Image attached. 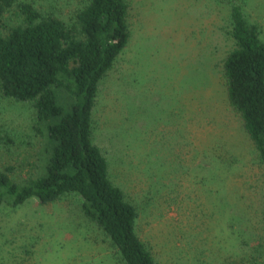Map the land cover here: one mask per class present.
<instances>
[{
  "label": "rangeland",
  "instance_id": "obj_1",
  "mask_svg": "<svg viewBox=\"0 0 264 264\" xmlns=\"http://www.w3.org/2000/svg\"><path fill=\"white\" fill-rule=\"evenodd\" d=\"M128 1L130 39L99 84L94 143L137 208L136 233L158 264H222L241 251L230 232L260 237L264 194L221 80L233 48L227 10L218 0ZM241 1L264 39V0ZM33 121L29 105L0 99V124L20 145L14 154L32 150ZM112 255L75 199L0 208V264H115Z\"/></svg>",
  "mask_w": 264,
  "mask_h": 264
},
{
  "label": "trees",
  "instance_id": "obj_2",
  "mask_svg": "<svg viewBox=\"0 0 264 264\" xmlns=\"http://www.w3.org/2000/svg\"><path fill=\"white\" fill-rule=\"evenodd\" d=\"M59 2L0 0V99L31 107L35 138V145L25 143L30 152L14 154L20 145L0 124V208L16 209L32 198L43 205L75 199L115 264H158L136 233L137 208L111 181L93 138L99 84L130 39L129 1L64 0L66 15ZM241 3L217 2L218 10H227L233 42L221 80L264 182V39ZM262 204L260 237L253 243L242 238L243 230L230 232L241 251L222 256V264H264V194Z\"/></svg>",
  "mask_w": 264,
  "mask_h": 264
}]
</instances>
